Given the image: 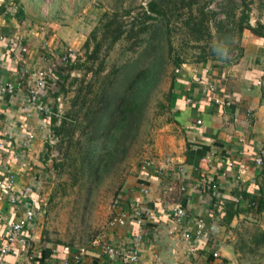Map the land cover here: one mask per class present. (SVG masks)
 Listing matches in <instances>:
<instances>
[{
	"label": "crops",
	"instance_id": "1",
	"mask_svg": "<svg viewBox=\"0 0 264 264\" xmlns=\"http://www.w3.org/2000/svg\"><path fill=\"white\" fill-rule=\"evenodd\" d=\"M3 11L0 7V15ZM1 36L0 82L14 90L0 93V136L6 143L0 169H10L17 188L31 186L40 197L47 177L42 146L50 123L37 106H46L54 85L45 89L36 77L51 79L57 64L48 51L39 55L26 44L25 54ZM28 71L26 84H38L35 105L19 85ZM176 71L171 121L156 141L155 162L119 193V205L100 233L122 248L141 235L136 264H264V38L245 29L236 60L184 64ZM250 197H262L260 210L249 209ZM175 205L185 210L184 228L169 217ZM27 208L11 206L0 189V246L9 223L22 219ZM230 208L232 216L225 213ZM119 211L125 212L126 225L109 228ZM24 233L28 244L0 256V264H127L90 244L76 262L80 248L47 238L39 212Z\"/></svg>",
	"mask_w": 264,
	"mask_h": 264
},
{
	"label": "rangeland",
	"instance_id": "2",
	"mask_svg": "<svg viewBox=\"0 0 264 264\" xmlns=\"http://www.w3.org/2000/svg\"><path fill=\"white\" fill-rule=\"evenodd\" d=\"M248 1L247 24L264 34V0ZM149 2L0 0L2 39L48 51L57 64L51 79L36 77L45 89L56 80L62 86L49 91L43 106L56 123L42 146L47 177L38 212L45 236L61 246L90 244L113 216L119 193L154 164L156 141L171 121L176 70L203 57L229 63L239 56L240 0H200L209 14L204 43L188 38L184 10L171 13L179 4L153 15ZM117 31L122 36L114 42ZM28 73L18 80L29 94L38 84H26Z\"/></svg>",
	"mask_w": 264,
	"mask_h": 264
},
{
	"label": "built area",
	"instance_id": "3",
	"mask_svg": "<svg viewBox=\"0 0 264 264\" xmlns=\"http://www.w3.org/2000/svg\"><path fill=\"white\" fill-rule=\"evenodd\" d=\"M21 52L25 53L26 48L22 47ZM67 57L65 56L64 59ZM54 85V84H53ZM14 90V85L11 83H2L0 82V93H11ZM209 90L212 91V88L209 87ZM36 91L31 90L27 95V102L29 104L35 105L36 101ZM215 103H220V99H215ZM222 103V102H221ZM38 111H48L43 108V106L38 107ZM200 124V121L197 122ZM33 135L27 137L28 140L32 139ZM6 143L0 139V153L4 149ZM25 147L27 145H24ZM255 164L257 166L262 165V159L260 156L255 158ZM149 165V163L147 164ZM226 166H231L230 162H225ZM23 167H26V164H22ZM0 189L5 196L8 197V202L11 206L15 208H21L26 205L27 210L24 213L22 219L9 223L8 234L5 238L3 244L0 246V256L9 254L13 249L18 245L26 246L28 244V238L25 236V231L29 223L32 222L38 212V205L40 203L39 197L35 194L34 189L31 186H23L22 188L16 187L15 177L7 167H1L0 169ZM119 205V200L114 201V207ZM36 207L37 211L35 210ZM169 217L174 220L179 228H184L186 213L185 210L180 205H175L169 212ZM126 214L124 211H119L116 215L108 222L109 228L120 227L126 225ZM201 228V226H199ZM185 231V230H184ZM183 237L186 240L190 239V235L183 233ZM141 235L135 236L134 242L129 244V246L122 248L117 247L107 240L106 232L99 233L90 243L92 248H98L101 251V254L104 256H110L117 259H120L124 263L136 264L139 261V242H141ZM86 248L80 249L79 256H76L74 260L79 261L80 256L85 253Z\"/></svg>",
	"mask_w": 264,
	"mask_h": 264
},
{
	"label": "trees",
	"instance_id": "4",
	"mask_svg": "<svg viewBox=\"0 0 264 264\" xmlns=\"http://www.w3.org/2000/svg\"><path fill=\"white\" fill-rule=\"evenodd\" d=\"M170 3H172L173 5L179 4L177 7H175L171 11V13L178 15L179 13H181L180 10H184V12L181 13V19L183 21V27L186 29L188 38L195 43H199V42L204 43L205 41H207V39L210 36V32L208 28L209 14H207L204 11L205 6L201 5L200 0H167V2H165V0H159V1L150 0V2L148 3V12L149 14H153V15L161 14L162 11H164V9L168 10L167 6H169ZM240 3L242 7V10H241L242 15L238 23L239 24L238 32L240 36H241V33L245 29H247L251 33L264 38V34L261 33L257 28L251 27L250 25L247 24V18H248V12H249V1L240 0ZM16 14H17V18L22 16L23 15L22 9L20 8ZM146 18L150 19L151 16L147 15ZM121 36H122L121 32L117 31L115 34H113V41L116 42L117 40L121 38ZM71 56H72L71 53L67 54L66 57L68 61L71 60L72 58ZM206 59H207L206 57H203L201 59L202 63L206 62L207 61ZM181 64L182 62L177 60L175 61L174 66L179 67ZM60 83L61 81L56 80V82H54V89L58 87H59L58 89H60V87H62ZM54 89H53V92L55 91ZM50 123L54 125L56 123V119L52 118ZM53 130L54 132L59 131L58 128L57 129L55 128ZM243 196L248 197L246 195H243ZM261 205H262V197H250L249 198V209L250 210H260ZM225 213L226 215H229V216L233 215V213L231 212V208L227 210Z\"/></svg>",
	"mask_w": 264,
	"mask_h": 264
}]
</instances>
